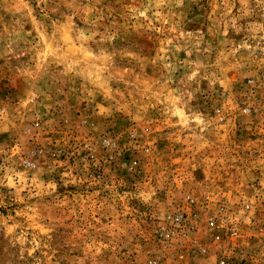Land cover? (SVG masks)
Returning <instances> with one entry per match:
<instances>
[{
  "label": "rangeland",
  "instance_id": "rangeland-1",
  "mask_svg": "<svg viewBox=\"0 0 264 264\" xmlns=\"http://www.w3.org/2000/svg\"><path fill=\"white\" fill-rule=\"evenodd\" d=\"M220 261L264 264V0H0V264Z\"/></svg>",
  "mask_w": 264,
  "mask_h": 264
},
{
  "label": "built area",
  "instance_id": "built-area-1",
  "mask_svg": "<svg viewBox=\"0 0 264 264\" xmlns=\"http://www.w3.org/2000/svg\"><path fill=\"white\" fill-rule=\"evenodd\" d=\"M181 220H182V217L180 216V217H177V218L175 219V222H176V223H181V222H182ZM161 236H162V237H165V238H168V237L170 236V234L164 232V233H161ZM219 264H224V261H220Z\"/></svg>",
  "mask_w": 264,
  "mask_h": 264
}]
</instances>
